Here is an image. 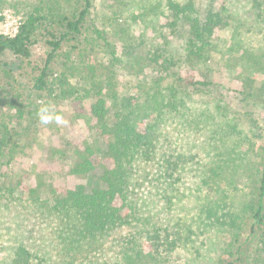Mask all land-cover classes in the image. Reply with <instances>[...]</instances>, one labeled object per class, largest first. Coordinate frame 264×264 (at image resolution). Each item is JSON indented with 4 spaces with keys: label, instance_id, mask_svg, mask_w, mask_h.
Returning a JSON list of instances; mask_svg holds the SVG:
<instances>
[{
    "label": "rangeland",
    "instance_id": "1",
    "mask_svg": "<svg viewBox=\"0 0 264 264\" xmlns=\"http://www.w3.org/2000/svg\"><path fill=\"white\" fill-rule=\"evenodd\" d=\"M196 3L201 12L226 6L228 14L225 24L216 29L213 49L205 50L202 57L188 59L178 37L159 43L157 34L166 18V0H93L80 37L63 41L51 62L45 90L33 87L49 51L43 28L36 30L28 57L5 50L0 56V123L5 121L9 128L18 130L22 147L9 162L3 160L0 180L7 177L24 189L39 174L49 171L51 156L71 161L72 153L62 135L89 139L90 130H95L88 122L90 104L95 100L83 93L88 85L83 83L85 77L103 79L113 68L114 84L107 103L119 105L118 111L115 108L118 114L144 105L146 95L150 98L159 87L150 81L151 71L146 68L144 76L139 67L125 69L112 62L113 52L120 57L128 53L138 56L153 68V63L143 60L142 52L160 45L174 58L169 78L161 86L172 82L183 99L178 111L166 118L164 129L169 130L170 140L183 148L187 165L169 205L164 199L161 204L157 197L152 216L162 225H175L171 222L180 218L191 232L189 240L175 246L169 262L264 264L262 230L249 233L251 202L264 161V0ZM35 5H42L52 15L77 9L78 0H0V31L12 33ZM65 73L78 90L66 98L57 95L59 78ZM198 77L215 78L222 85L195 89L187 83ZM42 116L49 117L47 123ZM147 187L141 184L138 191L146 194ZM42 201L47 208L52 199L43 196ZM22 204L0 200V264L19 242L38 249L41 264H125L113 237L87 247H73L66 231L59 233L58 214L29 212ZM207 208L227 218L234 211L235 219H228L225 225L213 224L206 216ZM135 264L157 263L144 257Z\"/></svg>",
    "mask_w": 264,
    "mask_h": 264
},
{
    "label": "trees",
    "instance_id": "2",
    "mask_svg": "<svg viewBox=\"0 0 264 264\" xmlns=\"http://www.w3.org/2000/svg\"><path fill=\"white\" fill-rule=\"evenodd\" d=\"M92 7L93 0H78L77 9L51 15L42 5H35L23 15L15 34L0 33V56L9 50L15 56L28 57L36 30L42 27L49 51L33 79V87L37 91L45 90L49 84L50 64L62 42L80 37ZM216 7L201 12L196 0H166V18L160 22L157 34L159 43L178 37L183 40L182 49L188 59L202 57L205 50L213 49L216 29L224 25L228 17L226 6ZM164 50L159 45L142 52V59L153 63V68L143 64L138 56L128 53L120 57L113 52V63L118 62L125 69L139 67V73L144 76L147 68L151 71L150 81L159 86L150 98L146 95L144 105L137 104L125 113L118 114L116 109L121 107L107 103L108 92L114 84L113 68L108 69L103 79L85 77L83 83L88 82V85L83 93L95 100L90 104L88 118L95 130H90L89 139L62 135L66 148L72 153L71 161L65 162L63 156L58 155L57 159L51 156L49 171L39 174L24 189H20L19 184L13 185L7 177H1L0 200L22 201L29 212L58 214L59 233L66 231L73 247L75 244L87 247L111 236L125 264H135L144 257L157 264H172L169 262L171 252L176 245L189 240L191 232L180 218L171 222L175 225H162L152 216L157 197L162 199L161 204L163 199L166 204L170 202V195L184 177L187 165L183 148L175 140L171 141L169 130L164 129L166 118L178 111L180 100L183 101L172 82L164 88L161 86L169 78V68L174 64L173 56L165 54ZM70 77L65 73L59 78V97L78 94L76 82L72 83ZM187 83L195 89L222 85L215 78L203 77L192 78ZM7 124L0 123V171L3 160L9 162L22 147L18 130ZM144 183L148 184L146 194L138 191ZM255 190L249 233L255 234L256 229H261L264 235V161ZM43 196L52 199L47 208L43 205ZM33 207L36 210H30ZM205 213L213 224L225 225L228 219H235L234 211L230 218L217 214L212 208H207ZM42 260L38 249L19 242L8 250L2 264H41Z\"/></svg>",
    "mask_w": 264,
    "mask_h": 264
},
{
    "label": "built area",
    "instance_id": "3",
    "mask_svg": "<svg viewBox=\"0 0 264 264\" xmlns=\"http://www.w3.org/2000/svg\"><path fill=\"white\" fill-rule=\"evenodd\" d=\"M19 23H20V21L18 22V24L16 25V27H15V29H14V31L12 33H6V32H3V31H0V33L5 34V35H13V34H15Z\"/></svg>",
    "mask_w": 264,
    "mask_h": 264
},
{
    "label": "clouds",
    "instance_id": "4",
    "mask_svg": "<svg viewBox=\"0 0 264 264\" xmlns=\"http://www.w3.org/2000/svg\"><path fill=\"white\" fill-rule=\"evenodd\" d=\"M41 119H42V121H43L44 123H47L48 120H49V117H47V116H42Z\"/></svg>",
    "mask_w": 264,
    "mask_h": 264
}]
</instances>
